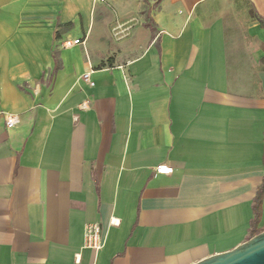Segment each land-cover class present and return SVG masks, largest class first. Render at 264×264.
<instances>
[{"label":"crops","instance_id":"crops-1","mask_svg":"<svg viewBox=\"0 0 264 264\" xmlns=\"http://www.w3.org/2000/svg\"><path fill=\"white\" fill-rule=\"evenodd\" d=\"M263 154L264 0H0V264L229 250L262 185L264 225Z\"/></svg>","mask_w":264,"mask_h":264},{"label":"water","instance_id":"water-1","mask_svg":"<svg viewBox=\"0 0 264 264\" xmlns=\"http://www.w3.org/2000/svg\"><path fill=\"white\" fill-rule=\"evenodd\" d=\"M192 264H264V230L229 250L211 254Z\"/></svg>","mask_w":264,"mask_h":264},{"label":"built area","instance_id":"built-area-1","mask_svg":"<svg viewBox=\"0 0 264 264\" xmlns=\"http://www.w3.org/2000/svg\"><path fill=\"white\" fill-rule=\"evenodd\" d=\"M84 43V40L81 38H71V37H65L62 39L60 45L63 48H69L76 45H81ZM82 79L89 83L90 85H93L94 82L90 78V71L85 72L82 75ZM19 118L15 114H8L6 116L5 125L7 128L14 127L18 124ZM173 171V168L167 164H161L155 168V172L157 174H171ZM112 223L115 224L116 221L112 220ZM84 242L85 246L93 249V250H99L103 246V237H102V229L101 226L98 223H87L85 226V233H84ZM76 260H79V257H76Z\"/></svg>","mask_w":264,"mask_h":264},{"label":"trees","instance_id":"trees-1","mask_svg":"<svg viewBox=\"0 0 264 264\" xmlns=\"http://www.w3.org/2000/svg\"><path fill=\"white\" fill-rule=\"evenodd\" d=\"M66 26H68V25H66ZM54 59L56 61V68H57V67H59V61H58L56 53H54ZM263 163H264V154H263ZM262 196H263V185L258 189V192H257L256 197L254 199V203H253L254 217L252 218V220L250 222L249 237H251V236L257 234L258 232L264 230V225L262 228L257 227L259 220H260V216H261Z\"/></svg>","mask_w":264,"mask_h":264},{"label":"rangeland","instance_id":"rangeland-1","mask_svg":"<svg viewBox=\"0 0 264 264\" xmlns=\"http://www.w3.org/2000/svg\"><path fill=\"white\" fill-rule=\"evenodd\" d=\"M117 30H119V29H115V30H112V36L114 37V38H118V36H121L123 33H121V32H117ZM117 36V37H116ZM116 48H118V46L116 47ZM121 59H123V57L121 58V57H115V61H120ZM125 59V58H124Z\"/></svg>","mask_w":264,"mask_h":264}]
</instances>
